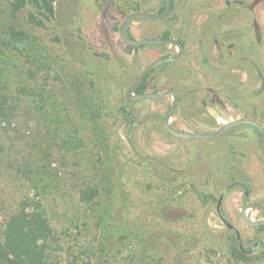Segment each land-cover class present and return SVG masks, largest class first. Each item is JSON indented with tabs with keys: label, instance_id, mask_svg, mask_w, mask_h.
<instances>
[{
	"label": "rangeland",
	"instance_id": "1",
	"mask_svg": "<svg viewBox=\"0 0 264 264\" xmlns=\"http://www.w3.org/2000/svg\"><path fill=\"white\" fill-rule=\"evenodd\" d=\"M50 5L53 16L31 4L13 13L0 0L1 29L23 33L22 55L0 40V220L40 200L55 231V264H264V226L235 219L253 254L234 262L222 222L199 199L224 191L238 212L236 180L264 202L259 131L242 124L217 139H178L164 124L172 96L126 100L150 62L179 48L128 45L119 26L135 11L160 13L166 0ZM166 31L184 41V53L146 84L179 93L173 129L208 134L243 118L264 126V0H175L166 18L137 17L125 28L135 40ZM124 103L132 122L119 113ZM97 185L101 193L83 200Z\"/></svg>",
	"mask_w": 264,
	"mask_h": 264
},
{
	"label": "trees",
	"instance_id": "2",
	"mask_svg": "<svg viewBox=\"0 0 264 264\" xmlns=\"http://www.w3.org/2000/svg\"><path fill=\"white\" fill-rule=\"evenodd\" d=\"M52 1L10 0V8L15 13L31 4L36 9H45L53 16V7L50 5ZM172 1L174 4L175 0ZM165 7L161 9L160 13L165 10ZM6 33L0 27V40L6 41L8 49H15L22 55L23 50H21L22 46L19 42L22 40L21 34L23 33L14 30ZM128 38L133 39L130 36ZM169 38L170 34L166 31L162 39ZM180 42L185 46L184 41ZM149 75L137 88L136 94L147 92L146 83ZM127 105L128 103L121 105L119 113L124 120L132 122V114L127 109ZM0 145L2 144L0 143ZM101 191L102 189H99L98 185L96 188L90 187L83 192L82 199L85 201L94 199ZM55 241L54 227L46 207L40 200L26 199L20 203L17 210L7 220H0V264H55L53 262ZM233 250L236 253V261L238 262V259L243 261V258H239L238 248L234 247Z\"/></svg>",
	"mask_w": 264,
	"mask_h": 264
},
{
	"label": "water",
	"instance_id": "3",
	"mask_svg": "<svg viewBox=\"0 0 264 264\" xmlns=\"http://www.w3.org/2000/svg\"><path fill=\"white\" fill-rule=\"evenodd\" d=\"M173 9V1L172 0H166V7L165 10L162 13L154 14L146 11H135L130 14H128L122 23L119 26V36L121 40L131 46H141V45H173L179 48L178 52L172 56H166V57H160L154 59L152 62H150L144 70L139 74L137 79L129 86L126 92V100L129 103H133L136 100H142V99H158L166 96H172L173 102L171 106L168 108V110L165 113L164 116V124L165 129L168 133H170L172 136L179 138V139H194V140H201V139H216L218 137H221L224 135L227 131L230 129L242 125V124H249L254 126L261 135V150L264 155V126L258 122L255 119L252 118H243L239 120H234L230 122H225L222 125H220L217 130H215L212 133L209 134H200V133H187V132H180L171 126V118L180 102V96L179 93L173 90H165L162 92H144L135 94L137 88L143 83L145 78L153 72V70L158 67L159 65L166 64V63H173L178 61L183 53H184V46L179 40L176 39H144V40H135L130 39L125 34V28L127 24L137 17H146L153 20H161L169 16ZM251 209H262L264 210V204L258 201H252L244 205L241 209V217L244 223L250 227H258V226H264V218L262 219H249L247 217V212ZM225 222L231 226L229 222L225 220Z\"/></svg>",
	"mask_w": 264,
	"mask_h": 264
},
{
	"label": "flooded vegetation",
	"instance_id": "4",
	"mask_svg": "<svg viewBox=\"0 0 264 264\" xmlns=\"http://www.w3.org/2000/svg\"><path fill=\"white\" fill-rule=\"evenodd\" d=\"M231 184L232 185H239V186L242 185V188H243L242 200H244L242 207L244 205H246L247 203L253 201V200L249 199L251 193H250L249 188L247 187L246 184L241 183V182L236 181V180L234 182H232ZM228 196H229V194L224 192V191L218 195L214 194V193L206 192L204 194H200L199 199L201 201L202 208L205 209L206 211H215L218 219L222 222L223 228L225 230L224 233H226L225 238L229 244V255H230L231 259L234 262H236V257H235L236 253L234 252L233 249H234V247H237L239 250V258H243V261H249V260H251V257L253 254L252 247H246L243 244V235L240 233V231L237 229V227L234 224L235 222H237L236 220L245 224L244 221L242 220V217H241L242 207H240L238 209V212H235L233 207L231 206V204L228 203V200H229ZM261 203L264 204V202H261ZM257 210L264 212V210H262V209H257ZM231 213L234 216V218L232 217ZM258 219H260V218H258ZM258 219H255V220H258ZM225 220L227 222H229L231 224V226H229L225 222ZM203 225H204V223H203ZM246 226H248V225H246ZM259 227H263V226L251 227V228H259ZM254 247H255V249H257L259 247V244L255 243ZM263 254H264V251L261 252L260 254H257V255L259 257H261V259H262V258H264V257H262ZM238 260H239L238 262L242 261L241 259H238Z\"/></svg>",
	"mask_w": 264,
	"mask_h": 264
}]
</instances>
